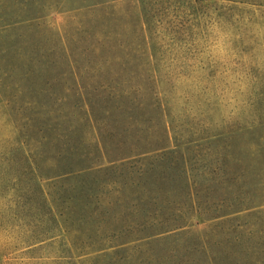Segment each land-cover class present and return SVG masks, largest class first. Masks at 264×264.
<instances>
[{
    "label": "rangeland",
    "instance_id": "374dc122",
    "mask_svg": "<svg viewBox=\"0 0 264 264\" xmlns=\"http://www.w3.org/2000/svg\"><path fill=\"white\" fill-rule=\"evenodd\" d=\"M85 1L0 0V89L16 94L9 106L0 103V264H76L57 260L64 241L25 247L32 220L25 211L36 208L25 202L17 153L6 151L17 143L8 109L37 111L49 125L56 114L70 126L79 92L70 70L73 46L84 54L78 66L85 93L125 96L102 112L109 145L122 146L123 135L129 142L147 137L140 135L150 119L156 129L152 105L127 106L158 92L176 140L198 139L189 153L203 211L188 210L177 184L155 205L148 195L156 192L144 183L155 168L139 180L144 189H134L133 168L118 171L129 175L118 184L96 175L104 189L99 212L109 218L99 236L110 254L82 256L81 264H264V0H107L90 23L86 13L74 15ZM28 15L43 16L3 26ZM5 81L10 86L2 87ZM22 118L19 124L28 120ZM81 134L92 146V131L83 127ZM182 221L181 229L146 236Z\"/></svg>",
    "mask_w": 264,
    "mask_h": 264
},
{
    "label": "trees",
    "instance_id": "16d2710c",
    "mask_svg": "<svg viewBox=\"0 0 264 264\" xmlns=\"http://www.w3.org/2000/svg\"><path fill=\"white\" fill-rule=\"evenodd\" d=\"M85 2L87 3H79L80 5L74 8L77 10L74 15L86 13V16L90 17L88 19L90 23L93 20L91 12L97 11L99 6L103 7L107 0H86ZM41 16L43 15H28L22 17L23 19L5 23L3 26L15 22L34 21ZM85 26H88L87 29L83 28L86 33L91 29V26ZM144 26L143 24L142 33L145 35ZM81 55L84 54L76 46L71 47L70 70L74 75L79 92L76 95L77 108L74 111L76 116L74 117V112L71 111L70 126L60 121L56 114L50 115L48 120L53 119L54 123L49 125L44 122L46 115L37 111L31 112L27 116L20 111L21 109H8L7 114L17 133V143H14L10 149H6L11 153H17L22 166L21 177L26 186L23 191L25 202L36 208L35 212H31L30 208L25 211V214L32 218L26 222L31 238L27 239L25 247L40 245L49 239L64 241L66 248L62 255H58L57 260L66 263L72 259L76 264H81V258L85 255L94 253L95 255L91 259L97 260L99 257L110 254L106 251L109 248L108 245H103L100 241L103 238L99 236V231L102 229L99 228L100 224L106 223L105 219H109L105 217V213L99 212V209L103 207L101 195L104 189L98 180H93L94 176L101 173L108 175V184H118L122 183L119 178L129 176H123L122 173L118 176V171L133 168L131 172L135 173L137 178V180H133L134 189H144L143 183L139 180L146 179V174L155 168V172H152L147 178L148 180L144 182L149 189L156 192L152 197L148 195L150 199H154L155 205L158 206V200L164 201V198L167 197L165 190L168 185L169 188H172L171 184H177L187 194L188 210L197 213V216L203 214L200 195L196 189L194 157L189 153V150L198 143V139L176 140L169 122L165 118L162 99L158 92L152 95L150 100L139 97L137 101L133 102V99L130 98L128 102L130 104L127 106L148 107L152 105L158 114L153 125L156 129H149V124H152V119H150L147 124L148 130L140 132V136L147 137L129 138V140L133 139L132 142H129L123 135L125 139H123L122 146L109 145L107 137L102 132V124H104L102 112L120 100L124 104L123 97L125 96L124 94L121 96L109 94L107 98L103 97L99 91L91 93V95L85 93L82 90L86 86L84 73L78 66L84 57H80ZM3 83L2 87L10 86L8 81ZM14 101H16L15 93L9 95L5 93L4 95L0 89V103L9 106ZM22 117L28 120L20 125ZM133 119L138 123L140 117L133 113ZM83 127L87 131H92L94 135L92 146L83 145L81 140ZM137 132L139 133V131ZM111 135L115 141L120 136L115 131ZM214 135L220 137L224 133L219 132ZM47 159L50 160V165L45 162ZM149 159H151L148 162L151 163V168H146L144 163ZM161 168L163 171L158 172ZM178 211L187 214L182 208ZM32 213L33 215H31ZM87 224L93 227L87 229ZM185 226V221L174 223L167 227L168 229L154 231L146 236L181 229ZM82 236H85L86 239L83 237L80 240ZM140 239L138 238V240ZM130 241L132 239L111 247L122 246ZM87 249L88 252H85Z\"/></svg>",
    "mask_w": 264,
    "mask_h": 264
}]
</instances>
